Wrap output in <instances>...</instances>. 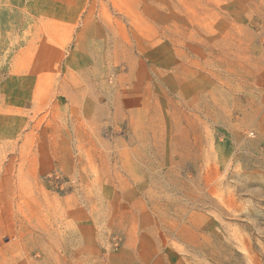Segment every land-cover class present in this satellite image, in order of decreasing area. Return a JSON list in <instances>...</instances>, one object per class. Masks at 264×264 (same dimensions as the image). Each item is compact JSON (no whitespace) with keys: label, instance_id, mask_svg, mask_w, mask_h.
I'll return each mask as SVG.
<instances>
[{"label":"rangeland","instance_id":"1","mask_svg":"<svg viewBox=\"0 0 264 264\" xmlns=\"http://www.w3.org/2000/svg\"><path fill=\"white\" fill-rule=\"evenodd\" d=\"M62 1L1 26L0 264H264V0Z\"/></svg>","mask_w":264,"mask_h":264},{"label":"crops","instance_id":"2","mask_svg":"<svg viewBox=\"0 0 264 264\" xmlns=\"http://www.w3.org/2000/svg\"><path fill=\"white\" fill-rule=\"evenodd\" d=\"M57 2L60 5L55 7V3ZM66 3L62 0H0V42L6 39V34H3L1 29V26L5 25L9 27L14 26L12 34L14 35L15 41L22 42L25 40L32 43L30 45V53H36L39 50L41 51V48H50L51 45L48 44L49 42L64 40V38H61L62 35L60 32H54L55 29L43 30L36 26L64 27L72 25L73 18H71V16L68 15L69 13L64 10L69 7L63 5ZM54 9H57L60 12L55 15L47 12V10ZM23 15L27 17L25 21L22 18ZM24 24L32 26L30 32L25 35L22 28ZM43 42L47 44L43 45Z\"/></svg>","mask_w":264,"mask_h":264},{"label":"clouds","instance_id":"3","mask_svg":"<svg viewBox=\"0 0 264 264\" xmlns=\"http://www.w3.org/2000/svg\"><path fill=\"white\" fill-rule=\"evenodd\" d=\"M226 179V176L225 177H222V180H225Z\"/></svg>","mask_w":264,"mask_h":264}]
</instances>
